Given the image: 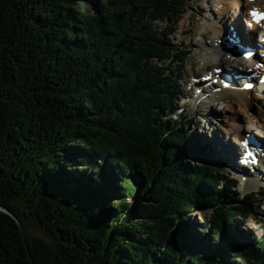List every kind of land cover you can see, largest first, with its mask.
<instances>
[{"label":"trees","instance_id":"trees-1","mask_svg":"<svg viewBox=\"0 0 264 264\" xmlns=\"http://www.w3.org/2000/svg\"><path fill=\"white\" fill-rule=\"evenodd\" d=\"M182 4L0 0V206L33 264H264V235H233L254 194L232 198L193 121L171 116L185 53L154 23ZM0 264H31L3 212Z\"/></svg>","mask_w":264,"mask_h":264},{"label":"rangeland","instance_id":"rangeland-1","mask_svg":"<svg viewBox=\"0 0 264 264\" xmlns=\"http://www.w3.org/2000/svg\"><path fill=\"white\" fill-rule=\"evenodd\" d=\"M183 2V15L178 23L173 24V22H168L167 20H158L154 23V28L159 33L163 31V33H169L166 27L173 28L175 30L168 36V41L170 44L174 45L178 50H182L185 55L183 58L184 61L181 63H177L180 68L178 69L179 75V92L177 93L176 97V107L174 108V113L171 115L173 118H177L179 113L180 120H192L197 122L196 126L191 125L190 130H193L197 133L198 137L205 141H210V136L216 137L218 139H222V136L225 137L226 144L230 145V139L232 138V134L228 133L230 130V126H228V117L232 115L231 112L227 110L226 103L224 101H210L211 105L207 107H197L191 105V103L187 102L194 93V83L200 77L206 76L205 73L207 71H214V68H222L224 65L223 63H218L216 58H218V54L210 53L208 59L200 58L197 54L198 49L201 47V44L210 43L208 34L204 33V29L202 27V23L204 21H210L216 19L214 16V12H216V6L219 1L221 0H181ZM226 1V0H224ZM263 1V3H262ZM81 3V1H79ZM248 5L247 0H243V3ZM261 2V3H260ZM82 4V3H81ZM255 5H263L264 0L258 1L255 0ZM250 4L247 7H242L244 14H240L237 16V22L239 25H243L242 19L246 16V12L249 9ZM222 9V5H219ZM260 9H264V7L259 6ZM90 11H94L92 7L88 6ZM235 10L231 9L227 15L221 14V19L224 21L226 27L227 25V18L228 15L235 14ZM238 14V13H236ZM220 20V19H219ZM218 20V21H219ZM228 38H233L231 36H227ZM235 38H233L234 40ZM219 42V41H218ZM236 44V42H234ZM217 45H215V48ZM216 61V62H215ZM209 62V63H208ZM169 61L164 64L159 63L158 65L167 66ZM173 66V65H172ZM224 68V67H223ZM250 69V67H245V69ZM235 73H232L234 75ZM253 96H260L256 93V90L251 93ZM259 102V101H258ZM206 106V105H203ZM245 110V111H244ZM248 111H256L257 110V103L253 107H248L247 109H241L237 111V121L243 126V128L250 127L252 122L246 123L248 116ZM247 112V113H246ZM201 114L204 118L201 117ZM207 114V115H205ZM211 131V132H210ZM221 135V136H220ZM210 155V156H209ZM209 155H204V160L207 161H219L215 159L214 152L209 153ZM214 161V162H215ZM92 165L91 163L87 162L85 167ZM92 168L88 171L86 179H91ZM225 173H228L229 179H235L238 182V176L233 174L230 171L229 167L224 168ZM66 171H73L72 167L66 168ZM240 182L237 183L235 192L231 196L232 198H236L237 196L242 197L247 193L254 194L253 204L251 205L252 213L247 216L244 220L238 217L239 222L238 229L234 232V237L242 243L246 244H253V237L255 239H259L264 235V184H259V186L254 187L253 189H244ZM261 194V195H259ZM129 202H133L132 199ZM251 204V203H250ZM113 202L108 204L110 210H113ZM210 212L206 211L205 216L208 218ZM27 222H28V229L29 233L37 238H45L47 239L45 233L43 232L42 228L39 227L37 221L32 216L27 215ZM188 232L189 233H197L199 236H196L200 239L201 242H206L208 238H210L211 230L208 232L205 227L201 224V219L198 216V213L195 210H191L188 213ZM249 234V235H248ZM253 235V237H251ZM254 239V240H255ZM233 260L234 259H230Z\"/></svg>","mask_w":264,"mask_h":264},{"label":"bare ground","instance_id":"bare-ground-1","mask_svg":"<svg viewBox=\"0 0 264 264\" xmlns=\"http://www.w3.org/2000/svg\"><path fill=\"white\" fill-rule=\"evenodd\" d=\"M261 3V2H260ZM263 3V1H262ZM222 5V9L219 5ZM260 5V4H259ZM243 6H246L245 3L240 5L238 0H221L218 2L216 6V12H214V16L216 19L212 20H206L202 23V27L204 29V33L208 34L210 43H204L201 44L200 48L197 51V54L200 58L208 59L210 53H215V45L219 40H222L226 37V41H229L230 44L233 45V48L237 45H246V46H253V43L250 38L244 35V30L242 27H240L237 23V14L243 13ZM231 9L235 10V14L228 15V19L230 22H227V25L231 26V30L229 27H226L224 22L222 21L221 14L227 15ZM220 19V20H219ZM219 20V21H218ZM254 31H258V29L253 28ZM264 34V31H262ZM227 36H231L235 38H228ZM261 41V37L258 39V42ZM236 42V44H234ZM218 46H220L218 44ZM255 46V45H254ZM256 61V60H253ZM209 63V62H208ZM253 68L250 67L248 70H252ZM230 75V80L232 85L230 90L227 91H220L218 94L214 95L211 99L207 98L201 103L198 104V106L207 105L210 103V101H224L226 103L227 110L232 113L231 116L228 117V126H230V130L228 133L232 134V138L230 139V145L228 146L225 141V137L222 136V139H218L216 137L210 136V141L208 142L209 150L208 153L214 152V158L219 160L218 162H222L228 167H235L239 171L241 169L242 172H247L248 168L246 166H243L242 164L238 163V159L240 158L241 151L237 150L233 145L238 144L237 138H241L245 133L252 130L254 125L257 128L264 129V96H253L251 95V92L243 91L242 90V83L243 80L241 79H235V75H247V68L245 69V66H243L240 70H235L232 72H227ZM232 73H235L232 75ZM209 77H205L204 82L211 81ZM217 81L221 82V79H217ZM229 83V82H228ZM201 86V94L203 95V92L206 90L203 88V85L200 83ZM229 85H231L229 83ZM216 88V87H212ZM198 89V88H196ZM195 89V90H196ZM193 96V95H192ZM191 97V96H190ZM259 101V102H258ZM257 103V110L255 111H248V119L246 123L252 122L253 126L243 128V126L237 121V111H240L242 108L247 109L248 107H253ZM196 104V103H195ZM194 104V105H195ZM211 105V104H210ZM198 109V108H197ZM245 111V110H244ZM246 112V113H247ZM179 120L178 118H174ZM211 132V131H210ZM221 136V135H220ZM243 149V147H242ZM210 156V155H209ZM240 178H244L241 180L243 183H241L242 187L245 189H253L254 187L259 186L260 183H258L261 180V175L257 174L256 178H253L250 180L246 177H244L243 174L239 175Z\"/></svg>","mask_w":264,"mask_h":264},{"label":"water","instance_id":"water-1","mask_svg":"<svg viewBox=\"0 0 264 264\" xmlns=\"http://www.w3.org/2000/svg\"><path fill=\"white\" fill-rule=\"evenodd\" d=\"M0 212H3V213H5V214L9 215L10 217H12V218L15 220V222H16L18 228H19V231H20V234H21V237H22L23 243H24V245H25V248H26V251H27V256H28V258H29V261H30L31 264H33L32 259H31V256H30L29 251H28L27 244H26L25 230H24L22 224H21V223H20V222H19V221L13 216V214H12L11 212H9L6 208L0 206Z\"/></svg>","mask_w":264,"mask_h":264},{"label":"snow or ice","instance_id":"snow-or-ice-1","mask_svg":"<svg viewBox=\"0 0 264 264\" xmlns=\"http://www.w3.org/2000/svg\"><path fill=\"white\" fill-rule=\"evenodd\" d=\"M249 15L253 18V21L257 23H259L260 20H264V13H258L255 9L251 10ZM248 55H250V53H246L245 58H247ZM245 87L248 88L251 87V85H245Z\"/></svg>","mask_w":264,"mask_h":264}]
</instances>
